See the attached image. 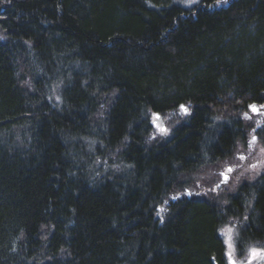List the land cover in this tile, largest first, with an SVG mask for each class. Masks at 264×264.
Wrapping results in <instances>:
<instances>
[{"label":"trees","instance_id":"obj_1","mask_svg":"<svg viewBox=\"0 0 264 264\" xmlns=\"http://www.w3.org/2000/svg\"><path fill=\"white\" fill-rule=\"evenodd\" d=\"M183 1L0 0V264L264 247V173L213 185L264 146V0Z\"/></svg>","mask_w":264,"mask_h":264},{"label":"rangeland","instance_id":"obj_2","mask_svg":"<svg viewBox=\"0 0 264 264\" xmlns=\"http://www.w3.org/2000/svg\"><path fill=\"white\" fill-rule=\"evenodd\" d=\"M199 1L200 0H184L182 3L183 5L190 7L194 6ZM261 110H264V108ZM251 113L257 117H263L264 115L261 111L259 114H256L251 110ZM155 121L157 129H162L160 121H157L156 118ZM162 132H168L167 126L164 130H162ZM249 139L250 140L245 144L239 143L234 157L227 161L229 163L225 164L224 169L222 168L219 172V179L217 181H213V185H215V187L223 186L224 189L228 188V191L232 192L237 189L239 181L254 179L259 174L264 173V146L260 144V140L257 139L255 134H251ZM229 169H231V171H229ZM223 173H226L229 176L224 179L222 177ZM237 234L238 228L233 224H227V226H225L221 231V235L223 240H225L228 251L229 264L230 257L232 260L236 261V264H264V259H253L251 255L253 249L259 252L264 250V247H250V249L243 256L238 255V251L236 250Z\"/></svg>","mask_w":264,"mask_h":264},{"label":"snow or ice","instance_id":"obj_3","mask_svg":"<svg viewBox=\"0 0 264 264\" xmlns=\"http://www.w3.org/2000/svg\"><path fill=\"white\" fill-rule=\"evenodd\" d=\"M225 2H226V0H225ZM251 107H252L253 111H258V109L254 105ZM229 171H231V169H229ZM251 255H252L253 259H256V258L264 259V250L257 252L255 249H253ZM230 264H236V261L232 260L231 257H230Z\"/></svg>","mask_w":264,"mask_h":264},{"label":"water","instance_id":"obj_4","mask_svg":"<svg viewBox=\"0 0 264 264\" xmlns=\"http://www.w3.org/2000/svg\"><path fill=\"white\" fill-rule=\"evenodd\" d=\"M253 106V105H252ZM254 106L258 109V111H253L254 113H256V114H259L260 113V105H258V104H254ZM251 109H252V107H251ZM262 118L261 117H259V120H261ZM156 120L157 121H160V123H161V125H162V128L163 129H165V121H163V118L158 114V115H156Z\"/></svg>","mask_w":264,"mask_h":264},{"label":"flooded vegetation","instance_id":"obj_5","mask_svg":"<svg viewBox=\"0 0 264 264\" xmlns=\"http://www.w3.org/2000/svg\"><path fill=\"white\" fill-rule=\"evenodd\" d=\"M261 113H263L264 114V110H261ZM229 175L228 174H226V173H223V175H222V177L225 179L226 177H228Z\"/></svg>","mask_w":264,"mask_h":264}]
</instances>
